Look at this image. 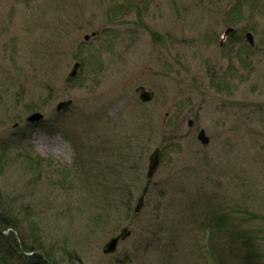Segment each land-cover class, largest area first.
<instances>
[{
    "label": "rangeland",
    "instance_id": "1",
    "mask_svg": "<svg viewBox=\"0 0 264 264\" xmlns=\"http://www.w3.org/2000/svg\"><path fill=\"white\" fill-rule=\"evenodd\" d=\"M156 148V192L137 216ZM129 154L132 212L94 221L86 172ZM1 158L0 211L60 264H243L245 237L264 264V0H0Z\"/></svg>",
    "mask_w": 264,
    "mask_h": 264
},
{
    "label": "trees",
    "instance_id": "2",
    "mask_svg": "<svg viewBox=\"0 0 264 264\" xmlns=\"http://www.w3.org/2000/svg\"><path fill=\"white\" fill-rule=\"evenodd\" d=\"M236 33V31H233L231 34H229L228 38L230 40L235 38ZM124 153L128 154L130 152ZM95 155L96 157H94V160L99 158L98 154ZM25 156L30 160L26 161V163L30 162V165L28 167L32 168L33 157H30L29 155ZM123 156H125V154H121L122 158ZM129 156L130 158H124L123 161H120L122 163H119L120 165L115 166L114 168L102 169L103 166L101 164L99 165L101 166L100 168L99 166H94L96 169L92 172L97 171L96 175H92V172H90L89 174L88 172H86L87 176L92 177V179L87 178V180L88 182H90L89 180H91V183H94L92 186L95 193L97 192L98 195H101L99 197L93 196V201L95 202L94 209H96V212L93 214L94 221L101 222L103 219H108L113 213H118L119 211H123L125 212V214H129L132 212L131 205L134 197L130 192V183L126 181L123 182L121 180L124 174L127 175L136 167L132 162L131 154H129ZM5 159L6 158L0 159V173H2L5 166L7 165ZM94 160L92 161L94 162ZM108 171H111L112 173H109ZM116 177H120V181L116 185H109L108 180L114 183ZM154 192H156V188H154V186L150 187L146 198H148V200L151 199V197L154 198ZM168 192L169 190L167 191L166 189H163L158 192L159 194L157 193V196H159L161 200H164L165 197H167ZM5 197V193H0V206ZM13 205L18 208V210L20 209L19 213H24L22 211V206L20 208V204L12 203V206ZM133 212L135 213V209ZM142 212L140 214H142ZM7 214L8 215H4L0 211V252L3 253L2 260L5 261V264H10V261L14 259L16 260L17 264H60L59 261H56V259H54V257L47 250H45L43 239L37 244L36 242H32L33 244H31L29 241V236L26 232H23L25 231V229L23 230L24 226L19 222V219L9 214V211L7 212ZM140 214L136 215L138 216ZM212 221L213 222H211V224L216 223L217 225L224 222L221 218H216V220L213 219ZM195 222H197V220ZM153 225L155 224H152L151 226ZM30 228L34 232L38 229L37 225L34 223H32ZM8 229H11V232L9 234H5L4 231ZM234 232L232 234H234ZM173 237V240L177 242V236L174 234ZM253 244L254 243L250 238L247 239L245 237L242 246V254L244 258L243 264H258V253H255L257 252V248H254ZM174 246H176L177 248L175 249ZM153 250L156 249L154 248ZM177 250L178 246L177 244H174L170 249L168 248L165 251H170V255H173ZM254 253L255 255H253Z\"/></svg>",
    "mask_w": 264,
    "mask_h": 264
},
{
    "label": "water",
    "instance_id": "3",
    "mask_svg": "<svg viewBox=\"0 0 264 264\" xmlns=\"http://www.w3.org/2000/svg\"><path fill=\"white\" fill-rule=\"evenodd\" d=\"M232 30L228 31V34H230ZM95 35V33L93 34ZM90 36H86V40H89ZM247 39L249 43L254 46V38L251 33H247ZM138 92H140V98L143 102H150L153 99V94L149 91H146L144 88H139ZM72 102H66L61 103L58 105V110H62L66 107H68ZM43 120V115L40 113H35L32 116H30L29 121L32 123H38ZM190 125H193L192 122H190ZM199 141L203 145H208L210 143V138L207 136L205 130H201L198 135ZM161 164V149L156 148L152 155L149 157V168L147 173V178L149 179V184L151 180L154 178L155 174L157 173L159 167ZM149 184L144 188L143 195L140 197L138 204L135 208L136 213H139L144 204H145V197L148 193ZM131 235V230L128 226L122 228L117 234H115L108 242L105 244L103 248V253L106 255H112L117 253L118 247L121 241L126 240Z\"/></svg>",
    "mask_w": 264,
    "mask_h": 264
}]
</instances>
